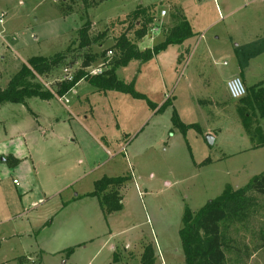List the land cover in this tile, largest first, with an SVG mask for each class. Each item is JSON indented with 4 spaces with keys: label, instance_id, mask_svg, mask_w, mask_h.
Returning a JSON list of instances; mask_svg holds the SVG:
<instances>
[{
    "label": "rangeland",
    "instance_id": "obj_1",
    "mask_svg": "<svg viewBox=\"0 0 264 264\" xmlns=\"http://www.w3.org/2000/svg\"><path fill=\"white\" fill-rule=\"evenodd\" d=\"M87 4L0 0V91L30 58L64 54L48 72L30 79L59 99L55 94L64 83L66 68L71 76L94 68L104 72L117 56L113 46L120 36L143 44L133 34L143 20L133 13L141 8L153 17L144 36L151 41L150 48L184 21L192 26L191 39L175 55V49H169L148 62L133 60L116 69V78L133 83L143 98L104 91L84 79L77 93L73 88L60 98L62 102L55 99L48 105L32 99L26 106L4 104L0 142L13 127L26 129L31 114L45 117L47 111L59 122H52L55 136L33 143L35 159L42 161L38 179L31 168L29 173L0 172V187L12 202L7 206L1 200L0 264H19L20 258L25 264H41L40 253L34 261L23 257L41 249L43 264H63L67 259V264H138L146 246L153 250L154 264H184L178 237L184 207L197 213L226 187L239 189L264 173V149L238 153L251 142L254 146L262 142L264 122L262 127L260 119L250 123L248 135L237 112L239 100L231 99L216 79L233 70L236 47L264 38V0H194V7L187 2L185 8L156 1L143 7L138 0H87ZM85 27L89 44L80 48L79 31ZM85 56L90 58L87 66ZM174 59L179 69L172 76ZM205 62L213 69L208 73L210 86L205 79L194 84L197 79L188 75L204 72ZM248 74H264V55L251 63ZM246 110L250 116L255 113L251 106ZM63 115L70 119L66 124ZM57 127L63 131L61 141ZM218 129L222 131L218 141L209 144L208 132ZM105 177L125 178L119 188L120 211L106 214L97 198L63 208L76 193L94 190V182ZM45 188L65 190L33 209ZM255 198L256 205L243 221L221 224L227 264H264V249L255 252L258 229L264 224V201Z\"/></svg>",
    "mask_w": 264,
    "mask_h": 264
},
{
    "label": "trees",
    "instance_id": "obj_2",
    "mask_svg": "<svg viewBox=\"0 0 264 264\" xmlns=\"http://www.w3.org/2000/svg\"><path fill=\"white\" fill-rule=\"evenodd\" d=\"M85 6L87 0H81ZM71 13V12H69ZM134 18L142 17L138 28L133 32L136 40H141L147 34V28L151 25L153 17L149 15L147 9L141 8L133 13ZM137 21V20H135ZM80 44L83 48L89 44L88 30L85 27L79 31ZM191 37L190 27L187 22L171 28L162 43L153 47L139 51L136 44L132 43L125 35L120 36L114 48L117 49V56L111 63V67L99 76H87L85 72L79 71L71 82H64L55 94L62 98L70 92L78 82L86 81L94 87L104 91H118L130 95L133 98H143L133 89V83L128 85L119 81L115 76V71L119 67H126L130 61L148 62L159 53L170 46L181 45ZM264 53V38L255 40L248 44L238 46L234 50L239 69L242 71L249 60ZM64 54H58L53 58L32 57L22 65L7 83L5 89L0 91V106L5 103L22 104L25 99L37 97L47 100L52 97L51 93L42 91L40 85L32 84L31 78L48 72L53 66L64 59ZM86 57V56H85ZM85 65L90 63V58L86 57ZM254 108L255 113L250 116L246 107ZM242 126L248 135L251 130L250 123L264 119V85L258 83L247 89V94L239 100L238 110ZM184 129L186 127H183ZM255 133L259 131L255 128ZM264 146V140L255 147ZM17 161L12 165H17ZM125 178H102L94 182V190L88 196L96 197L99 206L106 214H111L121 210V196L119 188L124 183ZM255 196L261 197L264 201V173L253 177L245 186L232 190L226 187L222 194L207 202L197 213H193L185 206L181 217V227L178 231L181 248L185 256L184 264H227L226 252L227 242L221 231V224L229 225L240 223L249 213V210L256 205ZM258 243L255 245V252L264 249V224L259 227L257 234ZM72 252V251H71ZM250 255H248V258ZM115 254L113 262H115ZM24 259H18L19 264H25ZM155 258L150 246H146L140 256L138 264H154Z\"/></svg>",
    "mask_w": 264,
    "mask_h": 264
},
{
    "label": "crops",
    "instance_id": "obj_3",
    "mask_svg": "<svg viewBox=\"0 0 264 264\" xmlns=\"http://www.w3.org/2000/svg\"><path fill=\"white\" fill-rule=\"evenodd\" d=\"M139 1H141V2L139 3ZM155 1L158 2V3H162L161 6H163V3H166V2L167 3H171V5H173L174 8H181V7L185 8L187 2H191L193 7L195 6L194 0H138V5H141V6L145 7V6L153 4ZM66 17H67V15H66ZM171 27H173V26H171ZM190 27L192 28L191 25H190ZM154 30L158 31L157 28H154ZM190 39H191V37L189 39L185 40L181 45L170 46V47H168L167 49H165L162 52H166L169 49H175V53H174V55H175L177 53V51L179 52L180 47L183 44L188 43ZM142 40H143V44H141V45H140V43L136 44L137 47H138L137 49H139V51H144V49H152L153 48V47L150 48V46L148 45V43L149 42L151 43V41H149V40L147 41V37H143ZM163 41H164V38L161 41V43ZM248 43H250V42H248ZM248 43H245V44H248ZM142 45H143V48H141ZM262 55H264V53L259 55V56H257V57H255V58H253V59H251V60H249L248 65L242 71L239 69L238 64H237V60H236L235 56L233 55L232 58L234 60V67H233V70L231 71V73L227 77H224L222 80L220 79L219 76H217V78H216L217 82L222 84L224 92L227 93L226 86H225L226 82L229 79H231L232 77H235V76L237 77V75H239L241 77V79H242L241 81H243L248 88L251 87V86H254V85L258 84V83H262L264 85V83H263L264 82V79H263L264 78L263 77L264 74L263 75L260 74L258 76H251V75L248 74L249 69L251 67V63L255 59H257L258 57H260ZM157 56H156V58H157ZM222 64H223L224 67L228 66V64L226 62H223ZM178 67H179V65L177 64V62H175V59H174V62L172 64L171 68H170V73H171L172 76L174 74L178 75V69H179ZM201 71H202V69H201ZM203 71L204 72H202L200 74L196 73V74L188 75V79L189 78L197 79V81L194 84H198L201 79H205L206 80V85L210 86L209 81H211V80L209 79V74L208 73L210 71H213L212 66H210L209 64H206V62H205V64L203 65ZM182 76L183 75H181L180 77H182ZM161 77L164 80L163 74L161 75ZM188 82H190V81H188ZM81 84H82V81H80L74 87L73 90L75 91V93H77L75 89L79 88L81 86ZM75 95L78 96V94H75ZM92 97H93V95H92ZM32 99H34L35 102H40L41 101L44 104L51 105V103H54L53 100H55L56 98H50V99H47V100H42V99H39L37 97H32V98L25 99L24 103H22L20 105L21 106L22 105L26 106V104L29 101H31ZM56 100L58 102H62L63 99H56ZM5 104H7V103H5ZM9 104H12V103H9ZM77 104H78V101L75 102V105H77ZM6 106L7 105L3 104L2 106H0V109L4 108ZM12 106H16V105H12ZM68 111L69 110H67V112ZM44 115H45V117L44 116L43 117L39 116L37 114H31L32 117L31 116L30 117H31L32 120L30 119V117L28 118V120L27 119L25 120V125L27 124L26 129H24L23 127L21 128V126L17 125L15 128L13 127V132L12 133L8 134V133L5 132L3 134L4 137L2 138V142H0V172H3V171L4 172H6V171L7 172H12L15 169H17L19 171H23V173H29L30 172V168H31V170L33 171L34 175L36 174L35 175L37 177L36 179L39 178V173H38L39 169H38V167H39V164L42 161H36L35 155L32 152L33 143L35 142L34 144L37 145L38 142H45L47 140V136H49V135L55 136L56 133L53 131V128L56 127L54 125H56L59 122V119H58L57 115L51 114V116H50V114H48L47 111H46V114H44ZM79 117H80V114H78V118ZM85 118H87V117H85ZM68 120H70L69 117L67 115H63V124H66L65 121H68ZM260 120H261V122H260V124L258 123V125H260V127H262L264 119H260ZM52 122H54L55 124L53 125ZM262 131H263V129H260V132H262ZM61 132H63V131H61L58 128V133H59L58 139L60 141L62 139ZM221 132H222L221 129L220 130L218 129V133L208 132L209 135L213 137L212 138L213 139V145L215 144L216 141H218L217 139L221 135ZM201 133L202 132H200V135H201ZM263 133H264V131H263ZM263 133H262V135H263ZM205 135H206V129H205L204 136ZM262 139L264 140V138H262ZM248 141L251 142L250 139ZM261 149H264V146L255 147L254 145H252V142H251L248 146H246V149L241 150L238 153L239 154L242 153L241 155H245L246 153H251V152H254V151L256 152V151H259ZM238 153H236V154H238ZM220 160H221L220 158L216 159L215 162L220 161ZM16 161L18 162L17 165H15V166L12 165ZM209 162H214V160L213 161L209 160ZM57 177H58V175H55V178H57ZM26 190L27 189H26V186H25V188L22 189V194L20 196L24 195L25 194L24 192ZM64 190H62V191H64ZM62 191L59 190V189H52V188L51 189L45 188L44 191L41 189V194H40V196L38 198V201H35V202L32 203V205H34L33 209H34L35 206L41 207L43 205H46L49 201L54 200L56 197H58ZM91 192H93V190L85 192V193H76L74 198H71L70 200H68L65 203H63V208L64 209L68 208L70 205H73L74 203L82 202L84 200H93L94 199L95 201H97L96 197L88 196V194H90ZM0 198H2V199H0V206H1V200H3L5 205L11 206V205H9V204H12V202L9 201V199H11V197L6 195L4 193V191H3V188H1V187H0ZM37 202H38V204H37ZM32 205H30V206H32ZM92 205H93V203H92ZM27 211L28 210L24 211L23 214L27 213ZM42 252H43L42 249L41 250H35L33 252L28 253L27 255H24L23 257H25V259L28 260V261H34V256H36L38 253H40L41 264H43ZM68 262H69V259L64 261L63 264H67Z\"/></svg>",
    "mask_w": 264,
    "mask_h": 264
},
{
    "label": "built area",
    "instance_id": "obj_4",
    "mask_svg": "<svg viewBox=\"0 0 264 264\" xmlns=\"http://www.w3.org/2000/svg\"><path fill=\"white\" fill-rule=\"evenodd\" d=\"M161 15L164 16L165 12L162 11ZM2 18H3V15L1 14L0 24H2L3 22ZM110 54H111V51L108 52V55ZM64 73H65V76L63 79L64 82H71L74 76H71V74H67L69 73V68H66L64 70ZM85 74L87 76H99L103 74V70L101 68H94V69L88 70L87 72H85ZM225 86H226V90H227L229 97L233 100H240L244 98L247 94L246 88L244 87V84L239 77H236V76L232 77L226 82ZM13 183L15 184L16 181H13Z\"/></svg>",
    "mask_w": 264,
    "mask_h": 264
},
{
    "label": "water",
    "instance_id": "obj_5",
    "mask_svg": "<svg viewBox=\"0 0 264 264\" xmlns=\"http://www.w3.org/2000/svg\"><path fill=\"white\" fill-rule=\"evenodd\" d=\"M206 140L209 144L213 143V139L210 136H206Z\"/></svg>",
    "mask_w": 264,
    "mask_h": 264
}]
</instances>
